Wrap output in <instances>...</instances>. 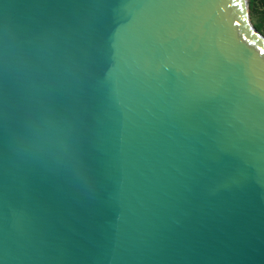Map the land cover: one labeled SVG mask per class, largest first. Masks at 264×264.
I'll use <instances>...</instances> for the list:
<instances>
[{"label": "water", "instance_id": "95a60500", "mask_svg": "<svg viewBox=\"0 0 264 264\" xmlns=\"http://www.w3.org/2000/svg\"><path fill=\"white\" fill-rule=\"evenodd\" d=\"M261 49L247 0H0V264H264Z\"/></svg>", "mask_w": 264, "mask_h": 264}, {"label": "trees", "instance_id": "16d2710c", "mask_svg": "<svg viewBox=\"0 0 264 264\" xmlns=\"http://www.w3.org/2000/svg\"><path fill=\"white\" fill-rule=\"evenodd\" d=\"M250 20L253 26L264 35L261 29V17L264 15V0H247Z\"/></svg>", "mask_w": 264, "mask_h": 264}, {"label": "snow or ice", "instance_id": "6c2138e0", "mask_svg": "<svg viewBox=\"0 0 264 264\" xmlns=\"http://www.w3.org/2000/svg\"><path fill=\"white\" fill-rule=\"evenodd\" d=\"M240 23H241V22H240L239 20L236 21V24H237V25H239ZM261 29H262V31H264V15H262V17H261ZM243 39H244V40H247L248 37L245 36V37H243ZM261 52L264 53V49H261Z\"/></svg>", "mask_w": 264, "mask_h": 264}]
</instances>
